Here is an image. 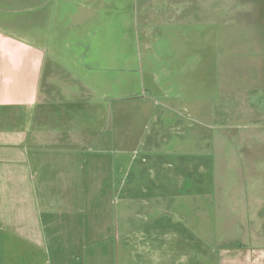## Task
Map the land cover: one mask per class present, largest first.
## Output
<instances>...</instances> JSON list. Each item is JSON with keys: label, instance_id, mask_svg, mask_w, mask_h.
Listing matches in <instances>:
<instances>
[{"label": "crops", "instance_id": "1", "mask_svg": "<svg viewBox=\"0 0 264 264\" xmlns=\"http://www.w3.org/2000/svg\"><path fill=\"white\" fill-rule=\"evenodd\" d=\"M177 1L171 19L182 14ZM106 8V0H0V264H20V249L23 264H264V185L232 195L238 183H220L219 172L141 209L119 199L110 208L100 196V227L89 232V199L67 198L65 217L56 207L42 216L32 173H54L48 187L70 184L68 166L84 163L98 133L104 89L119 87V25L103 24L115 15ZM89 27L97 31L88 48ZM109 235L107 259L105 244H92Z\"/></svg>", "mask_w": 264, "mask_h": 264}, {"label": "rangeland", "instance_id": "2", "mask_svg": "<svg viewBox=\"0 0 264 264\" xmlns=\"http://www.w3.org/2000/svg\"><path fill=\"white\" fill-rule=\"evenodd\" d=\"M170 1L106 0L115 15L103 24L119 25V87L104 89L98 133L84 163L68 166L77 169L66 173L70 184L48 187L54 173H32L42 216L56 207L57 219L65 217L67 198L89 199V232L100 227L101 198L141 209L150 197H180L192 181L212 184L215 172L220 183H238L232 195L256 181L263 190L264 0H175L182 14L172 19ZM111 243L109 235L92 245L105 244L108 259Z\"/></svg>", "mask_w": 264, "mask_h": 264}]
</instances>
